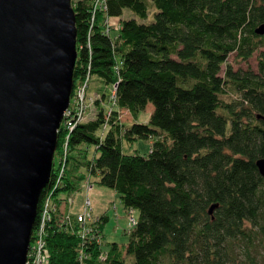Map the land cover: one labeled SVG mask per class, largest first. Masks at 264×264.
Listing matches in <instances>:
<instances>
[{
    "label": "trees",
    "instance_id": "trees-1",
    "mask_svg": "<svg viewBox=\"0 0 264 264\" xmlns=\"http://www.w3.org/2000/svg\"><path fill=\"white\" fill-rule=\"evenodd\" d=\"M94 1L71 0L73 87L86 81L97 109L91 118L63 116L57 129V164L31 232L49 195L48 264H264V177L255 165L264 156L257 118L264 115V33L254 31L264 22V0H104L105 8ZM150 7L149 21L122 15L128 8L144 19ZM255 51L256 70L227 60ZM107 85H115L109 113ZM147 102L148 119L137 121ZM120 109L131 114L129 123ZM138 137L151 139L148 152L123 150V139ZM90 176L138 211L123 246L95 242L105 213L82 237L83 224L58 209Z\"/></svg>",
    "mask_w": 264,
    "mask_h": 264
},
{
    "label": "water",
    "instance_id": "water-1",
    "mask_svg": "<svg viewBox=\"0 0 264 264\" xmlns=\"http://www.w3.org/2000/svg\"><path fill=\"white\" fill-rule=\"evenodd\" d=\"M75 35L71 0H0V264H26L73 88ZM255 165L264 177V156Z\"/></svg>",
    "mask_w": 264,
    "mask_h": 264
},
{
    "label": "rangeland",
    "instance_id": "rangeland-1",
    "mask_svg": "<svg viewBox=\"0 0 264 264\" xmlns=\"http://www.w3.org/2000/svg\"><path fill=\"white\" fill-rule=\"evenodd\" d=\"M153 9L154 8L152 7L149 8L147 17L144 19L137 17L128 8L123 9L122 15L123 16H134L138 20L149 21L152 18ZM110 22L113 23L112 24L113 26H115L117 23L116 19H112L110 20ZM256 54H257V51H255L247 59H240V58H235L233 53L231 52L228 54L227 60L228 62L231 63L233 68L240 67V68H251V69L256 70L257 68ZM73 89H76V88L73 87L72 91ZM111 90H112V86L107 85L106 87L107 94H106L105 100L103 101L104 108L110 107L112 103V102H109V96L111 95ZM90 93L91 94L89 95V97H86V104L88 106H87V112L85 115V119L91 118L92 116H94V113L96 112V109H97L96 105L93 104V102H91L92 96L95 95L94 90L90 91ZM72 99H73V93L71 92V95L69 97V102L72 101ZM152 107H153L152 103L147 102L145 108L139 111L137 118H136L137 121H146L148 119L149 113L152 110ZM119 111L120 113L118 115L121 120L127 123H129L132 120L131 114L126 109H120ZM103 128L105 127L103 126ZM56 143H57V140H56ZM150 144H151V139L149 138L138 137L133 140H126V139L122 140V148L126 152H133L136 150L140 153L148 152ZM87 149H88V156H91L94 152V146L92 144H89L87 146ZM56 164H57V156L56 154H54L53 164H51L50 172L52 170V166L53 165L55 166ZM84 179H87V178H84ZM88 179H90L93 183V186H92L93 190L89 192L91 188L88 189L87 187H84L82 183L83 180L80 181L81 183L80 189L78 191L73 192L70 196H68L69 197L68 199L66 200H64V198L60 199V202L57 205L58 209L62 211L64 209L66 213H70L72 215L79 212L81 210V206L84 201V196L87 194L90 200L91 211H93L92 214L94 215V217L95 216L98 217L100 215L99 212L103 210H106L108 212V218L106 219L103 225V229H102V232H103L102 242L100 241V243L102 244L104 243L105 248H107V245L112 241L117 242L119 245L123 246L127 242V239H128V234L124 231V229L127 227L126 225H127V217L129 215V211L130 210L132 211L130 215L133 214V216L137 218L138 216L137 209L132 208V207L125 209V207L123 206V204L121 203L119 199L117 192H115L112 188L99 185L95 181L94 176H90L88 177ZM62 196H64V194ZM54 204L55 203H52V205ZM102 213H105V212H102ZM30 242H32V240ZM32 248H33V245L30 244L27 250V257H26V260H29L27 261L28 264L31 263L29 257L30 255H32V252L35 250V249L32 250ZM47 250L49 251V249ZM254 254L256 256L255 261H257V263H261L262 258L259 255L260 253L257 251ZM123 256L125 257L124 259L126 262H131L133 258L131 255H127V254L126 256L125 254ZM102 264H106V263H102Z\"/></svg>",
    "mask_w": 264,
    "mask_h": 264
},
{
    "label": "built area",
    "instance_id": "built-area-1",
    "mask_svg": "<svg viewBox=\"0 0 264 264\" xmlns=\"http://www.w3.org/2000/svg\"><path fill=\"white\" fill-rule=\"evenodd\" d=\"M94 5L97 8L98 7L105 8L104 0H95ZM108 22L109 24H113L112 22H110L109 18H108ZM114 86H112L111 95H110L111 97H113L114 95ZM85 87H86V81L75 87L76 89L73 95V99L72 101L69 102L68 107L63 111V116L65 118L72 113H75L76 120H81L85 117L86 109L88 106L86 104ZM109 110L110 107L107 109L106 112L109 113ZM71 126L72 125L68 124V127ZM86 178L87 179H84L82 182L83 186L90 189L92 188V182L90 181V179H88V177ZM50 203L52 205L51 198L48 197L45 198L44 205L40 208L39 211L38 224L36 225L34 230V240L32 244L33 245L32 250L34 249L35 250L32 252V255H30L29 257L31 261L30 264H48L49 251L47 250L48 248H47L46 240L44 238V228L47 221L50 218V211H49ZM61 212L66 217H69L70 215V213H66L64 209L63 211L61 210ZM131 213L132 211L130 210L129 215L127 217V227H126L127 231L131 229V227L134 226V224L136 223V218L133 216V214L130 215ZM72 216L75 217V219L79 221L81 224H83L80 234L82 237H84L85 234L91 228L88 226V224H90L91 221L96 219V216L94 217V215L92 214L90 200L87 194L84 196V201L82 203L81 210L73 214ZM105 256H106V251H101L100 257H105Z\"/></svg>",
    "mask_w": 264,
    "mask_h": 264
},
{
    "label": "bare ground",
    "instance_id": "bare-ground-1",
    "mask_svg": "<svg viewBox=\"0 0 264 264\" xmlns=\"http://www.w3.org/2000/svg\"><path fill=\"white\" fill-rule=\"evenodd\" d=\"M261 113V112H260ZM52 160H53V158H52ZM42 191V190H41ZM41 193V192H40ZM51 198L49 195L48 196H46L45 198ZM44 202H45V200H44ZM43 205H44V203H43ZM53 205H51V203H50V206H49V211H50V216H51V212H52V210H53ZM40 211V210H39ZM36 214H37V212H36ZM35 218H36V216H35ZM38 218H39V214H38ZM35 221V220H34ZM37 224H38V222H37ZM36 224V225H37ZM33 225H34V223H33ZM36 227V226H35ZM35 227H34V230H35ZM83 227V226H82ZM32 228H33V226H32ZM82 229V228H81ZM90 231V230H89ZM87 232L86 234H85V236L87 235V234H93L92 233V231L91 232ZM31 232H32V229H31ZM102 238H103V232H102V236H95V242H98V243H100V241L102 242ZM32 240V242H30ZM33 240H34V232L32 233V235L30 234V241H29V245L30 244H33ZM28 260H26V264H28V262H27Z\"/></svg>",
    "mask_w": 264,
    "mask_h": 264
},
{
    "label": "crops",
    "instance_id": "crops-1",
    "mask_svg": "<svg viewBox=\"0 0 264 264\" xmlns=\"http://www.w3.org/2000/svg\"><path fill=\"white\" fill-rule=\"evenodd\" d=\"M91 190H93V188H91L89 192H91ZM92 212H93V211H92ZM102 212H105L106 215H107V217H108V212H107L106 210H103V211L99 212V214H101Z\"/></svg>",
    "mask_w": 264,
    "mask_h": 264
}]
</instances>
